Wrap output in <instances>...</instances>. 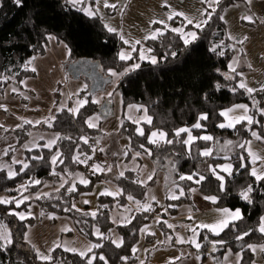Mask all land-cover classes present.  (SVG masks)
<instances>
[{"label": "trees", "instance_id": "obj_1", "mask_svg": "<svg viewBox=\"0 0 264 264\" xmlns=\"http://www.w3.org/2000/svg\"><path fill=\"white\" fill-rule=\"evenodd\" d=\"M246 1L219 0L214 10H209L205 15L207 23L200 29H194L197 34L194 42L185 44L179 34L170 30L156 39L146 41L145 45L156 63H140L139 68L122 76L117 85L123 108L129 105L142 106L151 118V123L140 124L143 135L136 132L139 125L124 122L125 127L122 129L129 136V149L149 151L154 158H171L176 167L175 180L182 183L185 189L194 185L203 196H215L218 207L241 210L243 218L230 223L218 236L201 232V239L207 238L208 242L216 244L215 255H222L227 250L240 252L239 264H252L253 254L249 245L264 243V236L258 232L264 216V180L257 181L251 175L245 146L240 147L249 140L253 130L263 135L264 117L254 105V95L238 87V73L228 69L232 51L222 21V14L228 6ZM186 28L192 29L190 25ZM49 37L65 44L68 65L81 60L89 61L99 67V73L104 78H108L110 72L122 73L138 61L136 53L129 60H121L119 52L122 43L116 34L107 31L97 17H87L67 0H21L19 5L15 0H0V92L9 84L20 86L27 76L33 74L26 64L33 57L45 53ZM83 79L87 84L91 83ZM259 99L260 106H263L264 92ZM241 103L252 107L250 111L255 122L252 125L242 122L232 129H221L223 119L220 113ZM98 111V105L88 101L75 114L62 109L46 123L35 126L25 124L14 132V135L20 136L16 147L21 145L31 130L39 127L58 133L59 137L50 150L39 148L25 152L24 160L28 167L22 169L21 166H15L16 175L13 177L8 175L7 168L3 166L10 161V154L1 157L0 194L13 202L0 204V225H3L0 232L6 229L12 240L6 248L0 249V264H88V259L92 257H95L93 264H104L100 256L105 257L107 264H136L137 255L133 250L139 242L140 230L153 216L137 212L128 223L115 227L110 219V210L114 206H124L129 196L132 201H142L153 180L141 185L134 172H127L114 180L121 196L115 200L99 197L95 215L78 213L74 209L79 196L103 177L93 174L87 187L71 189L70 179L75 172L88 174L80 161L83 158L92 160L94 154L98 153L95 142L99 128H91L87 124L88 119ZM202 115H206L207 119L201 120ZM197 122L202 125L201 128L193 127ZM181 128L190 129L196 138L188 149L183 143L187 138L186 132L176 135ZM154 131L165 133L164 143H149V135ZM202 135L212 137L211 141H203ZM169 140L172 143H167ZM216 140L237 143L234 153L229 157L233 172L223 176L224 190L220 189L221 181L212 175H205L198 184L180 181L181 176L193 175L204 165L221 162L215 160L213 155L200 154L210 149ZM56 152L59 158L53 166L51 158ZM4 158L6 161H3ZM126 158L130 159L129 154ZM61 176L67 179L61 189L34 200L40 216L69 217L84 237L100 242L101 247L94 248L84 257L56 248L50 254V260L39 261L35 251L25 242L27 227L32 225L33 220H19L12 214L24 211L31 202L24 201L17 206L15 201L36 194L47 183L59 182ZM37 180L40 183H34ZM248 187L252 188L249 193L251 203L240 196ZM180 203V200L174 202L176 205ZM94 228H98L103 235L116 229L122 245L115 247L105 237L94 239ZM237 236H243V239H237ZM206 246L202 245L203 252Z\"/></svg>", "mask_w": 264, "mask_h": 264}, {"label": "rangeland", "instance_id": "obj_2", "mask_svg": "<svg viewBox=\"0 0 264 264\" xmlns=\"http://www.w3.org/2000/svg\"><path fill=\"white\" fill-rule=\"evenodd\" d=\"M67 1L69 2V0ZM107 3L115 4L116 7H105V0H80L79 3L70 4L87 17H97L107 31L108 27L106 25L116 29L115 32L111 33L116 34L122 43L119 57L121 53L128 55L129 59L133 57L134 53L138 57V61L133 62L127 69L133 68L136 64L140 65L142 62H151L154 58L145 45L146 41L153 39L151 38L153 34H155L156 39L166 30L172 31V29L180 28L182 33L172 32L179 34L183 41L185 38L190 39L186 34L195 32L194 29H200L204 25L202 21L205 20V15L216 6L215 3L209 7L208 3L203 2V0H107ZM246 4L245 2L230 5L222 14L225 34L232 51L228 69L238 73V87L241 83H244L247 88L255 90L249 94L254 95V105L260 110L264 109V105L260 106L261 100L259 99V96L264 92L262 90L264 89V22L255 18L249 5ZM89 10L94 14L87 15ZM173 13H183V15H173L172 19H168V16ZM244 17H251V20ZM189 19L193 21L192 24L188 23ZM153 21H163V23H153ZM197 23L201 24L200 28L195 26ZM187 25H190L192 29L188 30ZM121 36H123V39H121ZM125 41H128V43H125ZM137 41L139 43H136ZM142 54L144 59H141ZM67 55L68 49L65 44L57 43L54 39H48L45 53L33 57L26 64L27 69L32 71L33 74L27 76L20 86L9 84L0 92V157L16 154L17 148L12 146L14 143H18L20 136L14 135V132L21 129L23 125L31 124L35 126L46 123L52 120L57 112L62 109L70 111V109L77 107L79 100L87 98V101L95 103L99 109L101 108V112L91 116L88 121L91 120L95 125L93 128H99L96 142L102 152L105 153L107 148L114 144V147L116 146L115 152L118 150L124 151L125 157L127 154L130 156L129 162L125 166L126 169H130L134 165L137 167L135 169L144 173L149 168V164L151 166V159L154 157L151 156L149 151L130 150L129 136L122 128L125 127L124 122L129 121L139 125L138 128L142 129L140 124H147L142 117L147 113L144 107L138 105H129L123 108L117 90L121 77L133 70L124 71L122 72L125 73L123 75H119L121 73H117V76L109 74L108 83L102 89H99L95 84L93 86L91 83L87 84L83 78L75 79L71 76L72 74L67 70ZM244 64L248 66V70H240L241 67H244ZM233 68L235 71L232 70ZM32 69H35V71ZM239 105L247 104L241 103ZM235 108H231L234 109L231 112L226 109L224 112H228V115L225 118L229 117L230 114H233L234 117L241 116V109L237 108V111H235ZM250 109L252 107L248 106L247 115L251 116L255 122ZM262 116L264 117V115ZM26 121L30 123H26ZM226 122H229L228 119ZM241 122L247 123V121ZM38 130L40 133L42 131L47 132V130L40 127ZM253 131L257 132V130ZM52 133L59 137L58 133ZM259 136L261 137V135ZM258 141L264 145V141L256 140V137L253 141L248 140L244 144L250 163H254L256 160H254V156L259 157L264 152V148L257 150L255 153L253 152ZM231 144L234 148L235 144ZM138 153L139 155H137ZM96 157L99 158L98 155L94 154L95 160ZM137 158L141 159V163L135 164ZM3 161H6V159L4 158ZM154 166L153 164V168ZM259 167L262 170L264 169L262 165ZM142 181H145V179L142 178ZM191 192H193L195 198V193L199 191L196 188L194 191L192 189ZM3 195H0V198L4 199ZM201 197L204 198L205 196L201 194ZM159 207H162V204ZM151 224H156L155 219ZM144 228L141 229V233H143ZM177 239L179 240L178 236ZM26 245L28 246L27 243Z\"/></svg>", "mask_w": 264, "mask_h": 264}, {"label": "crops", "instance_id": "obj_3", "mask_svg": "<svg viewBox=\"0 0 264 264\" xmlns=\"http://www.w3.org/2000/svg\"><path fill=\"white\" fill-rule=\"evenodd\" d=\"M246 3V5H249L252 11L251 13L254 15V17L264 22V0H251L250 3L247 0ZM67 70L70 74H72L71 76L75 79H87V76L89 74H93L94 71L95 73L99 72V69L97 68L96 64H93L86 60L78 61L77 63L68 65ZM240 70H248V66L244 64V67H241ZM235 106L231 108H235ZM235 109V111H237V108ZM100 112L101 108L97 113ZM244 114L245 113L243 109H241V115ZM221 117L223 119L221 124H226L228 122L225 123V121L227 119L228 121L232 120L234 118V115L230 114V116L226 118L225 116L221 115ZM236 125H238V123H236L235 126ZM38 129L39 128L31 130L28 133L26 139L21 143V145H18L16 147L17 143H14V145L12 146L13 148H17V152L15 155H11L10 161L8 163L6 162L3 165L7 168L8 175L10 173L8 171H13V173H15V166L23 167V165L25 164V152L36 150L39 148L50 150L55 146L58 136L48 131H42L40 133L38 132ZM221 129L232 128L224 127ZM151 134L149 135V138L151 137ZM186 134L187 140L189 133L186 132ZM204 136L208 135H202V137ZM263 137L264 126L263 135H261L262 139L256 138V140H261L263 142ZM254 138L255 137L252 136L251 133L249 140L253 141ZM154 139L157 140V143L155 144H162L165 142L166 137L164 139H160L159 136H157ZM202 140L211 141V139ZM51 141H55V143L50 144ZM195 141L196 138L192 142H190V144L194 143ZM231 143L235 144L234 148H232L233 145ZM231 143H229V141L227 142V140H216L212 143L210 149L201 151V155L205 151H210V155H213V158L215 160H221V162L204 165L199 168L198 172L191 175L193 176L192 180H183H185L186 182L189 181L193 184H198L195 183V181L199 179V176L204 177L205 175H212L217 177V175H230L229 173H226L222 170V166L231 164V162L229 161V157L234 153L235 148L237 147V143ZM190 144L186 145L187 149ZM95 148L96 151H98V153L96 152V155H98L101 160L98 162L94 159V157L92 160L88 158H83L82 160L86 161L83 164L86 167L88 174H84L82 172L79 173V171H77L78 173L75 172L70 179L71 189L74 190L77 186L87 187L90 182V177L93 176V174H98L101 176L103 175L102 178H100L92 185L89 191L81 194L75 202L74 209L78 213H88L90 215H92L93 213L96 214L98 211L97 199L99 197L110 198L112 200H115L116 198L120 197L121 192L116 186L114 180L120 177L121 172H123V175L127 172H134L136 175L137 182L141 185H146L151 180H153L154 182L151 186L148 187L145 194V198L142 201H132V199H126V204L124 206H114L110 210V219L115 227L128 223L132 219L133 215L137 212H146L147 214L153 216L152 220L144 226L145 228L143 230V233H141L140 230L139 242L135 246V252L137 255L136 264H143L145 261H147V264L240 263V252L227 250L222 255H215L216 244L211 241L208 242L207 238L201 239V232L203 231L211 236H218L214 234L211 230L201 227V225L216 223L219 219H221L222 216V213L219 210L225 208H220L217 206V199L216 202L213 203L211 200L205 199L206 196L202 198L200 192H198L199 194L196 192L194 198L193 192H191L192 189H196L194 185L187 190L183 187L182 183H178L175 180L176 167L175 163L171 158L151 159V166L149 164V168L144 172V174L140 172V170L135 169L137 167L134 165H132L130 169H126L125 166L127 162H129V159L126 158L128 154L125 157L124 151L118 150L117 152H115L116 146L114 147V144L108 147L105 153L101 151L97 142H95ZM261 148H264V145L258 141L257 145L254 146L253 152L255 153ZM53 156H57L58 162L59 153L56 152ZM137 163H141V159L137 158L135 164ZM51 164L53 166L55 165L52 163V158ZM153 164L155 165L154 168ZM97 165L99 166V170H96L94 167ZM260 165H262L264 168V152H262V154L259 156V159H256L254 163H250V173H252V170L255 168L257 169L258 174H264V169L262 170V168L259 167ZM109 169L111 170L109 171ZM212 169H215V174L213 173ZM232 172L233 166L231 168V173ZM149 176H151V179H149ZM142 178H144L145 181H142ZM82 180H86L87 183H82ZM183 180L180 179V181ZM66 182L67 179L61 176L59 182L48 183L44 185L36 194L29 195L21 199L22 203L24 201H30L31 203L27 206L24 211L16 212L24 214L25 219L23 220H33L32 225L27 227L25 234V242L28 244L29 247H31L35 251L39 261L45 260L40 259L38 252L40 254L50 256L54 249L60 248L65 252L76 254L82 257L79 254L80 252H85L87 255L90 253L87 251L89 247L96 244L100 245V242L98 243L84 237L76 229L73 221L69 217L56 215H48L46 217L40 216L39 208L37 204L34 203V200L41 196H45L51 192L61 189L66 184ZM181 191H183V195L180 194ZM173 196H176L177 198L173 199ZM3 197L4 199L8 200L5 195H3ZM179 200L181 201L179 205L174 204V202ZM85 201H87V203H85ZM160 204H162V207H159ZM126 210L128 213L126 212ZM16 217L17 219L21 220L19 216L16 215ZM154 219L156 224H151ZM169 225H171L172 227H169ZM162 228H164L165 230L163 231ZM192 229H195V233L192 231ZM225 229L226 228H224L223 231ZM223 231H221L220 234ZM98 232L99 235L97 234ZM258 232L264 236V233L260 232L259 228ZM92 236L96 240L105 237L106 239H109L111 243L113 240L122 242L121 237L114 228L111 229L107 235H103L98 228H94L92 230ZM177 236L179 237V240L177 239ZM193 239H195L196 243L200 244L199 249H197L195 245L191 243V240ZM112 244L117 247L114 243ZM203 244H207L206 250H204V252L201 250ZM251 246L255 248V251H253L252 248H249L251 253L253 254L252 264H264V251H261V246H264V243L260 245ZM94 248L97 247H93L92 250ZM71 249H75L76 251H71Z\"/></svg>", "mask_w": 264, "mask_h": 264}, {"label": "snow or ice", "instance_id": "obj_4", "mask_svg": "<svg viewBox=\"0 0 264 264\" xmlns=\"http://www.w3.org/2000/svg\"><path fill=\"white\" fill-rule=\"evenodd\" d=\"M69 2L70 3H73V4H76V3H79L80 0H69ZM203 2L208 3L209 7H211L213 4L219 3V0H203ZM248 2L250 3L251 0H248ZM15 3L17 5H19V4H21V0H15ZM104 6L105 7H111V8H115L116 7L115 4H108L107 3V0H105ZM93 14L94 13L92 11H90V10L87 11V15L91 16ZM173 15H183V13H173L172 15H169L168 16V19H172V16ZM208 18L209 19L211 18V15L210 14H209V17ZM244 18L251 20V17H244ZM153 23H163V21H153ZM188 23L189 24H192L193 21L189 19L188 20ZM202 23H205L206 24L207 23V20L202 21ZM195 26L197 28H200L201 27V24L200 23H197ZM106 27H108V31L109 32H115L116 31L115 28H112V27L107 26V25H106ZM172 31H175V32H178V33H182V29H180V28L172 29ZM186 36L187 37H190V39L189 38H185L184 39V43L185 44H189V43H191L192 41H194L196 39V33L195 32H189V33L186 34ZM151 38L155 39V34H153V36ZM49 39H55V38L54 37H49ZM121 39H123V36H121ZM125 43H128V41H125ZM136 43H139V41H137ZM213 51H215V49H213ZM173 55H175V53H173ZM221 55H222V53H221ZM119 58L121 60H126V59H129L130 57L128 55H125L124 53H121ZM141 59H144L143 54L141 55ZM151 62L153 64H155L156 63L155 58H152ZM139 66H140L139 64H136V65L133 66V68L126 69L125 72L134 70L135 68H139ZM32 70L35 71V69H32ZM232 70L235 71L234 68ZM110 74L112 76H117L118 75L116 72H111ZM123 74H125V73H121L119 75H123ZM239 87L245 88L248 93H252L253 91H255L252 88H247L246 84H244V83H241L239 85ZM262 90H264V89H262ZM13 91H15V89H13ZM93 102H95V101H93ZM86 103H88L87 98H84L82 100H79L77 102V107L76 108H73V109H70V111L73 112V113H76V112H78L79 108L80 107H83ZM235 107L238 108V109H243V111H244L245 114L244 115H241V116H238V117H234L227 124H221L220 125L221 128H224V127L233 128V127H235V124L236 123H240L241 121H247V123L249 125H251L254 122L253 121V118L251 116H248L247 115V112H248V106L247 105H237ZM231 111H234V109H229L228 110V112H231ZM145 112H146V110H145ZM228 112H221V115L222 116H227L228 115ZM260 112H261V115H264V109H260ZM142 119H144L145 122H147V123H151V118L148 117L147 115H145L144 117H142ZM200 119L201 120H206L207 119V116L206 115H202L200 117ZM26 123H30V122H27L26 121ZM88 126L89 127H95V125L91 122V120L88 121ZM193 127L194 128H201L202 125L199 122H197L195 125H193ZM137 132L140 135H143L144 134L143 131H142V129H139V128L137 129ZM181 132H188L189 133L188 139L185 140V141H183L184 144H186V145L187 144H190V142H192L195 139V137H193L191 135L190 129L181 128V129H179L176 132V135L179 136ZM157 136H159L160 139H164L165 138V133H163V132H159V133L152 132L151 137L149 138V143H153V144L157 143V140L154 139ZM252 136L256 137L257 139H261V137L256 132H254V131L252 132ZM201 139L210 140V139H212V137H210V136H204V137H201ZM51 143H55V141H51L50 144ZM85 143H87V140H85ZM167 143H172V141L169 140V141H167ZM229 143H231V142L229 141ZM141 147H143V145H141ZM240 147H244V145H240ZM101 151H102V149H101ZM250 154H251V152H250ZM137 155H139V153ZM202 155L208 156V155H210V151H205V152L202 153ZM74 159H77L78 160L79 158L78 157H75ZM255 159H259V157H255L254 156V160ZM56 162H57V156H53L52 157V163L55 164ZM80 162L81 163H85L86 161H80ZM23 167L24 168H27L28 165L27 164H24ZM94 167H95L96 170H99V166L98 165L97 166H94ZM231 168H232L231 164H227V165L222 166V170L224 172H226V173H229V174H231ZM110 170L111 169H109V171ZM212 171L215 174V169H212ZM251 174L256 178L257 181L264 180V174H258L255 168L252 170V173ZM14 175H16V173H13V172H10L9 173V176H14ZM120 176H123V172L120 173ZM149 179H151V176H149ZM180 179L181 180H183V179L192 180L193 179V176H191V175L190 176H187V177L181 176ZM203 179H204L203 176H199V179H197L195 181V183H199ZM217 179L219 181H221V183H220V189H221V191H223L224 190V187H225V185H224V177L223 176H220V175H217ZM81 182L82 183H87L86 180H82ZM34 183H37L38 184V183H40V181L37 180ZM193 191H194V189H193ZM251 191H252V188L251 187H248L247 190L242 191L240 193L241 198L243 200L248 201L249 203H251L250 196H249V193ZM103 194H110V193H103ZM180 194L183 195V191H181ZM172 198L173 199H176L177 197L176 196H173ZM129 199L131 200L132 197L129 196ZM205 199H209L213 203H215L217 198L215 196H212V197H205ZM12 202L13 201H9L7 199L0 198V204H9V203H12ZM15 203L17 204V206H19V204L22 203V201H15ZM85 203H87V201H85ZM219 211L222 213L221 219H219L214 224H203V225H201V227L207 228V229L211 230L214 234L219 235L220 232L223 231L224 228H227L231 222L236 221V220H240V219L243 218L240 209H235L234 211H231V210L225 208V209H221ZM12 214L19 216V218L21 220L25 219V216H24L23 213H12ZM92 215H95V213H93ZM2 227H3V225H0V228H2ZM169 227H172V226L169 225ZM192 231L195 233V229H192ZM259 231L262 232V233H264V217L261 218V223H260ZM97 234L99 235V232ZM243 235H248V233H244ZM237 239H243V236H237ZM181 242H183V241H181ZM11 243H12V240H11L10 233H8L6 229L3 232H0V249L6 248L7 245H9ZM112 243H114L117 247H120V245H121L122 242H118V241L113 240ZM191 243H193L197 249L200 248V244L199 243H196L195 239L191 240ZM93 247H101V245H99V244L92 245L91 247L88 248L87 251L88 252H91ZM249 248H252V250L255 251V248L253 246L249 245ZM71 251H76V250L75 249H71ZM133 251H135V249ZM261 251H264V246H261ZM79 254L82 257L86 255L85 252H80ZM38 255L40 256V259L45 260V261L51 259L50 256L40 254L39 252H38ZM94 259H95V257L89 258L88 259V264H93V260ZM99 259L101 261H104V264H107V261L105 260V257L104 256H100Z\"/></svg>", "mask_w": 264, "mask_h": 264}, {"label": "water", "instance_id": "obj_5", "mask_svg": "<svg viewBox=\"0 0 264 264\" xmlns=\"http://www.w3.org/2000/svg\"><path fill=\"white\" fill-rule=\"evenodd\" d=\"M97 68L99 69L98 66ZM90 75L87 76V79L91 82L92 86L95 84L99 89H102L108 83V79L104 78L99 72L95 73L94 71L93 75Z\"/></svg>", "mask_w": 264, "mask_h": 264}, {"label": "built area", "instance_id": "obj_6", "mask_svg": "<svg viewBox=\"0 0 264 264\" xmlns=\"http://www.w3.org/2000/svg\"><path fill=\"white\" fill-rule=\"evenodd\" d=\"M96 160H97V161H99V158H98V157H96Z\"/></svg>", "mask_w": 264, "mask_h": 264}]
</instances>
